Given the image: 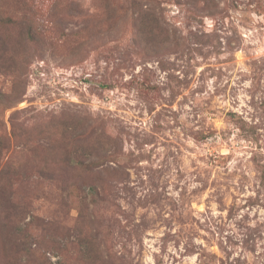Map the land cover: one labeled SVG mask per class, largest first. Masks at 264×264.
<instances>
[{"label":"rangeland","instance_id":"1","mask_svg":"<svg viewBox=\"0 0 264 264\" xmlns=\"http://www.w3.org/2000/svg\"><path fill=\"white\" fill-rule=\"evenodd\" d=\"M0 264H264V0H0Z\"/></svg>","mask_w":264,"mask_h":264}]
</instances>
